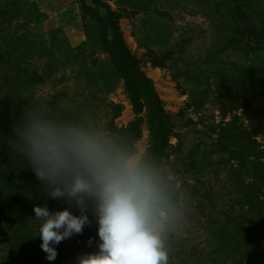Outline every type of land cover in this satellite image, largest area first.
I'll return each instance as SVG.
<instances>
[{"label": "rangeland", "instance_id": "374dc122", "mask_svg": "<svg viewBox=\"0 0 264 264\" xmlns=\"http://www.w3.org/2000/svg\"><path fill=\"white\" fill-rule=\"evenodd\" d=\"M107 4L174 124L162 169L187 197L188 215L169 264H264V181L245 157L255 141L264 161V0ZM84 5L90 0H17L0 19V264H77L99 242L89 211L91 224L46 259L33 207L68 205L50 198L8 147L25 108L43 103L132 150L148 147L145 109L128 95ZM27 177L36 182L31 189L22 188Z\"/></svg>", "mask_w": 264, "mask_h": 264}, {"label": "clouds", "instance_id": "9594fccd", "mask_svg": "<svg viewBox=\"0 0 264 264\" xmlns=\"http://www.w3.org/2000/svg\"><path fill=\"white\" fill-rule=\"evenodd\" d=\"M7 142L47 195L68 205L33 207L39 221L34 236L47 260H55L62 240L91 224V211L97 251L79 255L77 264H169L188 215L187 197L176 190L172 173L102 128L62 118L43 103L23 110Z\"/></svg>", "mask_w": 264, "mask_h": 264}, {"label": "trees", "instance_id": "16d2710c", "mask_svg": "<svg viewBox=\"0 0 264 264\" xmlns=\"http://www.w3.org/2000/svg\"><path fill=\"white\" fill-rule=\"evenodd\" d=\"M85 1V0H83ZM17 0H5L0 4V19L4 18V11L9 12V6L13 7ZM91 6L84 9L91 13L102 37V44L105 51L112 57L117 71L124 79V86L131 97V100L145 109L148 121L149 143L145 154L159 167L163 166V159L166 158V151L171 146L169 138L173 136L174 124L169 114L163 111L158 97L153 91L149 80L142 74L136 59L128 52L121 40L117 26V17L112 12L107 0H90ZM6 6V7H5ZM257 142H252V147L246 149L245 157L253 162V172L264 181V161L259 155L260 150L253 149ZM256 148V147H255ZM250 162V163H251ZM23 189H31L36 185L35 180L27 177L21 182ZM38 185V183H37ZM261 206L264 212V201ZM81 242L86 244V237H80Z\"/></svg>", "mask_w": 264, "mask_h": 264}]
</instances>
